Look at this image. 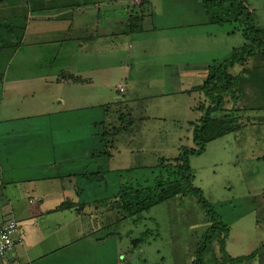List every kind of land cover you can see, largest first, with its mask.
I'll use <instances>...</instances> for the list:
<instances>
[{
    "label": "rangeland",
    "instance_id": "rangeland-1",
    "mask_svg": "<svg viewBox=\"0 0 264 264\" xmlns=\"http://www.w3.org/2000/svg\"><path fill=\"white\" fill-rule=\"evenodd\" d=\"M46 1L0 0V96L2 91H5L9 98L12 91L10 89L15 88L10 82L12 76H6L8 70L21 69L26 74L35 75L49 68H53V72L66 68L75 74L74 78H77L79 71L83 77L92 79L94 85L83 84L74 90L70 86L59 88L55 84H50L51 88L47 89L39 82H29L27 85L21 83V86H24V90L27 86L30 93L35 92L34 100L44 99L51 90L53 95L60 92L72 94L69 93L71 90L74 94L79 92L77 97H80L81 93L84 95L81 96L80 104H87L90 100L92 104L86 106H94L88 108L94 111V116L98 113L100 119L107 116L108 124L114 125L115 121L111 123L110 120L115 119L117 125L123 124L124 122L118 120L119 115H124L125 122L132 121V129L118 138L112 153L111 166L116 171L119 170V175L103 174L106 176L103 189L112 196L127 181L153 186L155 177L162 176L161 165L175 162L186 149L200 147L194 141V128L200 124L199 120L204 113L198 109L204 101V95L197 91L183 93L181 85L179 89L163 88V85L168 86L170 82L160 74L161 66L148 69L150 72L153 70L155 75L149 78L147 83H150V89L146 93L140 90L119 92L118 84L125 81L127 75L131 74V78H135L137 83L143 80L142 77L136 76L142 69H132V73L127 74L130 63L135 62L130 61V57L136 59L148 54L144 57L153 56L156 63H160L161 59L168 60L169 57L179 54L183 57L190 56L191 61L209 66L223 61L234 49L244 46L246 41L243 27L234 22L213 24L209 19L204 22V18L197 21L196 27L189 29V34H183L185 31L180 33L182 37L179 39L177 50H171L167 45L154 44L153 37L147 36L141 38L138 45H142L141 48L134 47L131 51L132 37H128L129 41L128 38L123 40L120 36H109L102 29L99 33L100 39L96 40L92 27L95 14L92 18L90 15L93 13L84 9L81 11L78 6H75L78 8L74 11L67 13V16H63V20L69 19L62 24L63 27H58L57 20L48 22V17L53 19L54 16L57 19L62 10L59 7L65 1L53 0L55 7L46 4ZM112 2L116 4L115 0ZM245 2L251 11L253 23L264 29V0ZM41 3L48 7V11H44L43 16L38 19L40 21L35 23L33 12ZM133 3L140 2L133 0ZM114 37L118 39L112 40ZM10 38L19 43L26 39V43L18 46L20 49L15 55L13 54L18 47H13ZM66 39L68 40L64 41ZM58 40H62L61 44L56 42ZM177 42L175 40L174 45ZM57 50L58 57L55 55ZM191 56H194L193 60ZM93 60H98L96 65ZM118 62H122L123 66ZM258 63H264V56L257 55L244 65H236L231 70V73L239 77V98L238 101L227 102L224 106L228 109V116L232 106L235 111L241 107L244 111L239 112H246L245 116L240 113L242 118H253L252 121L256 122H245L243 126L242 120L234 113L235 123L223 125V115L226 116V113H214L213 117L218 121L214 122L210 133L220 136L209 139L202 153L189 155L193 185L201 190L203 198L222 221L230 226V235L225 241L226 254L229 257L251 255V258L239 262L224 260L226 257L222 251L223 243L215 238L206 245L201 254L203 264H264V120L262 121L261 117L254 118L257 116L256 110L259 115L264 111V71L256 69ZM92 65L94 68L97 65L99 67L91 71ZM33 77L23 78L35 81ZM194 81L203 84L204 80L195 78L191 83L195 84ZM130 85L132 86V83ZM185 87L184 85L183 88ZM6 103L7 101L0 104V117ZM103 107H107V111ZM84 109L85 107L78 111ZM131 109L132 118L128 114ZM13 110L10 109L12 112ZM103 114L106 116L102 117ZM223 130L228 131L223 133ZM111 198L112 201L115 199ZM125 216L120 212L108 220L103 216V210L97 212V224L94 227L97 231L90 232V236L75 243L82 251L74 249L71 252L72 255L77 252L84 254L85 259L78 257L74 263L68 264L89 261L87 256L95 247H98V253L91 252L90 257L99 262L109 261L117 252V256H127L123 264H194V259L198 256L197 251L202 246L204 232L209 226L201 203L191 195L156 204L141 213L136 222L133 219L137 220V217L131 219ZM145 232L150 235L148 242L133 250L131 240ZM98 242L100 244H97ZM20 261L27 264L25 260Z\"/></svg>",
    "mask_w": 264,
    "mask_h": 264
},
{
    "label": "crops",
    "instance_id": "crops-1",
    "mask_svg": "<svg viewBox=\"0 0 264 264\" xmlns=\"http://www.w3.org/2000/svg\"><path fill=\"white\" fill-rule=\"evenodd\" d=\"M64 1L59 7L62 10L57 19L54 16L50 19L47 15L48 22L57 20L58 22H54L58 23V27H63L62 24L69 20L68 18L63 20V16L79 7L81 11L84 9L93 13L90 15L92 18L95 14L92 27L96 40L100 39L99 33L102 29L109 36H120L124 38L123 40L132 37L131 51L134 47L141 48L142 45L138 46L140 40L147 36L153 37L154 44L167 45L171 50H177L179 39L182 37L180 33L185 31L183 34H189V29L196 27L198 20L205 18L204 22H207L208 19L204 6L198 0H139L140 3L137 4H134L133 0H115L116 4L112 0H77V3L73 0ZM46 4L55 7L56 3L47 0ZM44 11H48V7L43 3L34 9L35 23L40 21L38 19L43 16ZM12 37L14 38L13 34ZM13 38H10V41ZM175 40L178 41L176 45ZM61 41L56 42L61 44ZM22 43H26V39ZM22 43L12 41L13 47H18ZM18 49L20 47L13 55ZM58 52L57 50L55 54L57 57ZM136 53L137 51L135 55ZM144 55L136 59L130 57V61L135 62L130 63L127 73H132V69L133 71L142 69L136 76L142 77L143 80L137 83L134 76L132 79L131 74L127 75L125 81L118 84L119 92L140 90L146 93L150 89L148 87L150 83L147 82L155 75L153 70L150 72L148 69L154 66H161L160 74L170 82L168 86L163 85L165 89L174 87L179 89L181 85L183 93L197 91L196 88L201 83L197 84L194 81L193 84L191 80L195 78L204 80L203 71L208 65L191 61L190 56L189 59L175 54L168 60L161 59L160 63H156L153 56ZM191 57L193 60L194 56ZM95 62L98 60H93V64L96 65ZM118 64L123 66L122 62ZM261 65L258 63L255 67L259 71H264ZM98 67L97 65L94 68L92 65L91 71ZM35 75L26 74L21 69L8 70L6 76L7 78L12 76L10 82L15 88L10 89L12 91L9 98L5 91H2L0 96V104L7 101L0 117V225L14 221L18 227L17 235L22 239L21 245L0 257V264L8 262L22 264L20 260H25L27 264H68L74 263L78 257L84 258L85 255L80 252L75 255L71 252L74 249L82 251L75 243L83 237L90 236V232L97 231L94 228L97 224L95 220L97 212L103 210V216L108 220L117 214L116 210L110 209L111 197H115L117 193L111 196L109 192L104 191L106 176L103 174L119 175V170L116 171L111 166L112 153L115 151L118 138L128 133L134 124L132 121L125 122L124 115H119L118 120L124 122L119 125L116 124V119L110 120L111 123L115 121L114 125L108 124L106 114H103L102 117H106L102 119L98 113L94 116V111L88 108L94 106H86L92 104L89 99L87 104H80V99L84 96L82 93V97H77L79 92L74 94L72 90L69 91L72 94L60 92L53 95L51 90L44 99L34 100L35 92L30 93L27 86L25 90L24 86H21V83L27 85L29 82H39L47 89L51 88L50 84H55L59 88L70 86L74 90L83 84L94 85L92 79L83 77L79 71L77 78H74L75 74L66 68L58 72H53V68H49ZM27 76H34L35 81L23 78ZM120 86L123 91L120 90ZM43 92L44 90L41 94ZM118 99L122 100L120 97ZM84 107V110L78 111ZM103 108L106 111L108 109ZM10 109L16 111L12 112ZM239 111L244 110L239 107L236 112L243 126L245 122H256L252 121L253 118H242L240 113L245 116L246 112ZM252 111L254 113V109ZM128 114L133 117L132 109ZM255 115L254 118L261 117L262 121L264 120L263 110L260 115L256 110ZM131 245L133 250L138 249ZM91 252L98 253V247ZM91 252L87 256L89 261H80L78 264H123L127 257L117 256L115 252L109 261L99 262L90 257Z\"/></svg>",
    "mask_w": 264,
    "mask_h": 264
},
{
    "label": "trees",
    "instance_id": "trees-1",
    "mask_svg": "<svg viewBox=\"0 0 264 264\" xmlns=\"http://www.w3.org/2000/svg\"><path fill=\"white\" fill-rule=\"evenodd\" d=\"M198 1L204 6L210 23L234 22L240 24L243 27L242 31L246 42L243 47L234 49L228 58L207 66L203 71V84L196 89L204 95V101L198 108L204 113L199 120L200 124L194 128V141L200 147L198 149H186L175 162L166 163V166L161 165L160 174L162 173V176L155 177L153 186L134 184L128 181L123 183L115 195V199L111 202L110 209L116 210L118 214L122 212V214L126 215L125 217L131 219L137 217V220L133 219L136 222L139 220L141 213L156 204L175 197L183 199L190 195L194 196L201 203L209 222V226L203 235L202 246L197 251L198 256L194 259V264H203L201 254L206 245L215 238H218L223 243L222 251L226 257L224 260L239 262L250 259L251 255L229 257L226 254L225 241L230 235V226L224 220L222 221L211 205L203 198L201 190L193 185L189 155L202 153L209 139L220 136V134L210 133L214 122L218 121L213 117L214 113L222 111L226 113V116L223 115V125L225 123L226 125L235 123L234 113L237 111L234 110V106L229 110L231 116L227 115L228 109L224 108L225 103L236 102L238 101L237 98H239L237 90L239 77L231 73V70L236 65H244L249 59L255 58L257 55L264 56V29L258 28L253 23L251 11L247 7L245 0ZM138 30H141V28H138ZM262 66L264 68V63ZM232 129L234 128L232 127ZM228 130H223V133H227ZM149 236L148 232L141 234L140 237L132 240L133 246L138 248L142 244L147 243Z\"/></svg>",
    "mask_w": 264,
    "mask_h": 264
},
{
    "label": "built area",
    "instance_id": "built-area-1",
    "mask_svg": "<svg viewBox=\"0 0 264 264\" xmlns=\"http://www.w3.org/2000/svg\"><path fill=\"white\" fill-rule=\"evenodd\" d=\"M123 91L122 87H119ZM18 227L14 221L0 225V257L11 252L17 245L22 244V239L17 235Z\"/></svg>",
    "mask_w": 264,
    "mask_h": 264
}]
</instances>
